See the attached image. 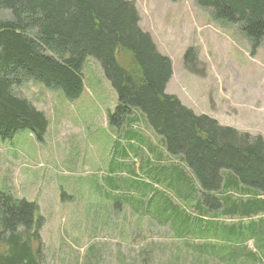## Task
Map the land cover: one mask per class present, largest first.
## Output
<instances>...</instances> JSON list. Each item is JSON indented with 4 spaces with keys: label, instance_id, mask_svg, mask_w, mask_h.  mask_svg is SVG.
Instances as JSON below:
<instances>
[{
    "label": "rangeland",
    "instance_id": "1",
    "mask_svg": "<svg viewBox=\"0 0 264 264\" xmlns=\"http://www.w3.org/2000/svg\"><path fill=\"white\" fill-rule=\"evenodd\" d=\"M127 1L139 28L170 59L164 92L195 115L264 140V39L252 50L195 0ZM0 19L11 16L2 11ZM189 48L196 57L190 71L184 66ZM81 73L83 91L74 99L31 80L14 86L48 126L42 142L26 128L0 137V192L37 205L42 264H264V240L255 235L264 214L224 218L206 204L198 209L191 171L139 112H131L138 118L132 123H110L117 95L99 62L86 57ZM223 193L220 186L212 195ZM230 193L240 198L237 190ZM178 215L188 221L180 229ZM233 223L243 229L230 240L221 231ZM230 254L241 256L229 260Z\"/></svg>",
    "mask_w": 264,
    "mask_h": 264
},
{
    "label": "trees",
    "instance_id": "2",
    "mask_svg": "<svg viewBox=\"0 0 264 264\" xmlns=\"http://www.w3.org/2000/svg\"><path fill=\"white\" fill-rule=\"evenodd\" d=\"M195 3L208 10L214 22L234 27L252 50L262 43L264 0H195ZM2 11L11 16L9 21L0 19L2 139L26 128L42 142L48 126L43 112L17 96L12 90L14 86L31 80L46 88L59 89L69 99L77 98L83 91L82 64L89 56L99 62L117 95V106L108 115L110 123L116 126L132 123L138 118H130L131 112H139L160 136L166 151L178 156L191 171L198 183V209L203 211L206 204L224 218L264 214V197H258L264 192V140L221 126L208 116L195 115L176 96L164 92L171 76L170 59L160 54L150 35L139 28L132 2L0 0ZM194 59V51L189 48L184 54L187 70H191L189 64ZM180 176L188 192L194 194L190 180L182 173ZM220 186L224 187V193L212 195ZM236 190L240 198L230 193ZM161 213L175 225L169 219L173 215L162 209ZM36 214L34 202L0 192V264H42L38 233L41 218ZM177 219L179 229L188 222L182 215L175 216L174 220ZM198 220L203 218L199 216ZM259 221L261 228L255 235L260 242L264 240V217ZM240 225L224 226L221 234L235 239L241 236ZM254 225H248L252 235ZM242 255L255 260L250 251ZM239 256L230 254L228 259Z\"/></svg>",
    "mask_w": 264,
    "mask_h": 264
}]
</instances>
